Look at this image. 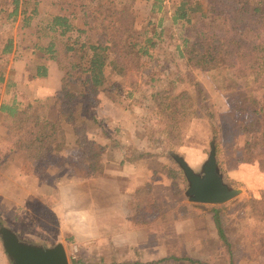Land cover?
Returning a JSON list of instances; mask_svg holds the SVG:
<instances>
[{"label":"trees","instance_id":"trees-1","mask_svg":"<svg viewBox=\"0 0 264 264\" xmlns=\"http://www.w3.org/2000/svg\"><path fill=\"white\" fill-rule=\"evenodd\" d=\"M73 1V2H72ZM0 0V25L3 22H14L19 19L22 28L30 27L31 22L39 14L43 2L50 6L61 5L59 12L47 16L46 23L35 26L36 41L32 45V54L39 61H55L62 54L74 55L77 62L72 63L60 81V91L55 98L56 119L50 121L43 115H35L37 111L31 103L18 107L15 103L8 105L0 102V112L9 117L7 143L11 149L0 156V165L11 151L31 150L36 152L38 160L48 161L57 150H62L66 139L65 128H70L76 137L75 143L81 151V173L83 177L92 179L99 177L102 158L106 145L95 144L86 139V120L82 117V105L79 100L85 87L89 97L93 98L108 81L106 72L118 77L132 76L131 72L140 68L141 62L152 60L151 50L162 42L163 30L153 26L151 32L141 34L135 31V4L139 0ZM79 2L66 10L69 3ZM150 4V12L160 13L170 4L173 23L183 21L190 23L193 17L210 21L208 28L199 29L193 41L183 39L182 47H177L179 56L185 60L186 68L201 72L227 71L238 78L252 77L256 82L264 74V0H140ZM136 2V3H135ZM30 7V8H29ZM80 15L83 27L77 28L71 18ZM161 23H158L160 25ZM49 36L46 43L41 41ZM139 38V40H137ZM16 44L9 38L2 43L0 49V83L4 80L5 69ZM64 50V51H63ZM16 52V51H15ZM63 55V56H64ZM42 63V62H41ZM38 77L46 75L44 65H36ZM75 76H78L75 78ZM83 79H81V78ZM262 79V78H261ZM155 79H150L152 84ZM137 81L132 79L130 90ZM75 85V91L72 85ZM196 91L194 98L186 91L159 90L151 99V117L157 129L150 128L149 138L162 136L169 146H180L188 132V124L193 118L206 119L210 123L215 147L218 133L214 114L206 103L202 87L193 83ZM79 89V91H77ZM82 89V91H81ZM130 91V96L133 91ZM43 105L40 106V108ZM42 109V108H41ZM246 113V107L238 108ZM254 112V111H253ZM247 117L242 132L256 135L246 145L260 146L264 153V130L260 128L256 113ZM92 126L97 119L91 118ZM41 124V125H40ZM89 124V126H91ZM39 130L36 134L35 130ZM58 134V135H57ZM110 137V135H108ZM41 147H39L38 145ZM37 146V147H36ZM124 160L133 162L140 158L134 147H124ZM129 154H127V151ZM134 152V153H133ZM136 157L133 156V154ZM167 155L174 159L178 156L167 149ZM153 156L149 154L147 158ZM219 168V167H218ZM220 174L221 170L219 169ZM223 177V175H222ZM223 181L226 180L223 178ZM176 184L172 181V188ZM173 191V189H172ZM155 215L135 214L133 220L151 224L157 219L166 221L170 214L176 219L188 215L185 205L174 209H159L152 203ZM210 213L216 228L218 241L224 257L229 264H264V190L259 196L227 204L211 205ZM245 242L251 251L244 252ZM193 263V261H186ZM71 264H117L102 260L90 262L83 259H72ZM195 264V262H194ZM203 264V263H199Z\"/></svg>","mask_w":264,"mask_h":264},{"label":"rangeland","instance_id":"rangeland-1","mask_svg":"<svg viewBox=\"0 0 264 264\" xmlns=\"http://www.w3.org/2000/svg\"><path fill=\"white\" fill-rule=\"evenodd\" d=\"M108 1L109 0H101L103 3ZM84 2L87 3L90 2V0H84ZM78 4L79 2L76 1L75 3H69V5H71L70 7H67L65 4V7L63 8H66V10H73L72 6ZM61 5L51 7L49 2H43L39 7L38 16L31 22L30 27L22 28V23L19 19L14 22H3L0 25V49L5 40L11 38L14 41L16 44V57H13V61H19V66L16 68L18 71L27 70L34 73L35 66L38 63H43V61L38 60L37 56L32 54V45L36 41L34 29L38 24H45L48 15L57 14ZM166 5L167 8L165 11L152 14L150 12V4L146 1L139 0L135 4L136 33L141 34L148 32L149 34L153 26H156L157 29L163 30L162 42L158 44L155 49L151 50L152 60L141 62L140 68L131 72V77L126 75L121 78L108 70L106 72L108 81L99 89L93 98H91V96L89 97L90 94L89 92L87 94V89L82 87L84 88L83 91L81 89L82 93L87 95L79 97V100L81 101L80 103L83 106L81 118L83 117L86 120V139L95 144L108 145L109 148L112 147L114 149V152L118 147H115L112 142L118 144L121 143L122 145L125 143L124 146L118 149L120 154L126 152V148L124 149L125 146L134 147V152L141 155L140 158H138L140 163L147 164L152 171L155 169L162 170L164 175L169 178L171 181V189H173L172 194L175 197H178L179 201H182L179 205H185L186 208L188 205H191L196 209H211V206H199L198 203H192L188 200L185 196L188 183L183 171L176 161L167 155V149L171 148L174 153L182 158L195 173L200 174L201 167L210 153L211 141L213 139L210 123L206 119L200 120L193 118L187 126V135L180 146L170 147L166 139L157 134L149 138L150 128L157 129V125L153 123V120L149 119L151 117L150 105L153 96L152 94L162 89L174 90L177 93L186 91L194 98L195 102L196 91L192 82H196L202 87L206 97V103L214 114L218 133L217 143L214 147L215 156L223 178L226 180L223 182L229 187L241 191L238 196L225 203L227 204V207H230L235 202L250 198L253 196V193L256 192L254 189H248L247 187L249 184L244 182L255 180L257 177L264 174V153L261 152L260 146L251 147L250 145H246L247 141H252L255 139L256 135L242 132V126L244 125L245 119L247 117H253L254 112L259 119L260 128L264 130V74H262V79L260 78L254 82L252 77L238 78L231 72L223 70L205 73L199 70L186 68L185 60L179 56L177 47H182L183 39L193 41L198 30L208 28L211 23L208 20L200 19L198 15L193 17L190 23H185L183 21L173 23L171 20L170 4ZM158 23L161 24L158 25ZM74 25L77 27H83V20L81 17H79V19L77 18ZM49 39V36H45L41 41L46 43ZM137 40H139V38H137ZM63 55L64 54L55 60L62 78L65 71L69 69V66L72 63L77 62L74 55ZM12 56V54L8 56V64L10 63ZM8 64L5 69V74L7 72ZM13 71L16 70L14 69ZM25 76H28L26 72ZM77 77L78 76H75V78ZM151 78L155 79L152 84L149 82ZM8 79L11 80V78ZM132 79L137 81V83L133 90L131 89L133 92L129 96L128 93L131 91L130 82H132ZM1 88L2 86L0 84V89ZM72 88L75 91L76 88L74 84L72 85ZM77 91H79V89ZM18 92L22 100V105L33 103V105L36 106L35 108L37 111L33 114L39 116L43 115L47 118L50 111L53 113L56 111L55 98L58 94L50 101L44 103L37 102L34 104L33 97L30 95L32 94V91L27 89L24 79L18 84ZM41 105H43V107H41L42 109L40 108ZM240 107H246L247 112H240L238 110ZM92 117L96 118L98 121L95 126H92L93 124H91ZM6 124L8 128L9 121ZM89 124H91V126H89ZM7 128L4 133H0V135H3L6 143L8 139ZM65 129L68 130L64 135L66 141L69 142L71 137L73 142H75L76 137L72 134L71 129L68 127ZM35 132L36 134H39L38 129H36ZM108 135H110V137ZM77 148L79 150L78 146ZM10 149L11 144L7 143L6 147L2 148L0 151V156L3 155V153L10 151ZM59 151L60 150H57V152ZM131 151L128 150L127 154H129V152L131 153ZM34 153L36 152L32 151V155H34ZM149 154H152L153 156L147 158L146 156ZM72 155L76 157L75 152H73ZM135 155L138 156V154H133L134 157H136ZM53 158L42 162L39 160L37 164L33 162L28 163L31 167L30 170L33 173L41 175L45 171V168L50 167L51 165L53 166L52 162L60 167L64 165L63 163H57L59 162L58 157L55 159ZM81 159L82 158L80 157L78 161H72L65 165V168H67L68 173L72 177H83L80 168L82 163ZM29 160L32 161L33 159L30 157L28 161ZM104 165L105 163L102 158V166L99 176L105 168ZM2 166L3 165L0 166V177H2V172L6 168L5 165ZM156 172L157 171L153 173L154 177L156 176ZM31 175L33 174L31 173ZM228 175L232 178H228ZM173 180L176 184L175 188H172ZM34 182L36 183L37 181L34 179H28L26 185L32 187ZM13 184H15V187ZM12 186L14 187L12 190L17 189L15 181L12 185L9 184L7 187L10 189ZM148 189V187H145L138 191V193L135 194L136 196L134 197L135 201L133 204L137 214H148L153 217L155 215V210L152 207L154 201L150 196V191ZM12 190L10 189V193H12L13 196H16V192H11ZM169 217L170 219L173 218L170 214ZM11 222V219L7 221L2 219L0 215V225H11ZM14 228L16 227L14 226ZM20 241L22 240L20 239ZM242 250L247 253L248 251H251L247 242L243 245ZM0 251H2V253L4 252L1 246V241ZM67 256L70 263L72 257L69 255ZM92 258L96 259V257ZM75 259L78 258L75 257ZM97 261L98 260H92L90 262ZM221 262H226L224 256L222 259H218V262L217 260H214L213 264H220ZM0 264H2L1 261Z\"/></svg>","mask_w":264,"mask_h":264},{"label":"crops","instance_id":"crops-1","mask_svg":"<svg viewBox=\"0 0 264 264\" xmlns=\"http://www.w3.org/2000/svg\"><path fill=\"white\" fill-rule=\"evenodd\" d=\"M76 15L71 18L72 25L80 17ZM15 51L4 80L0 83V102L23 106L18 92V84L22 79L27 89L32 91L30 95L34 104L50 101L60 90L62 76L57 62L43 60L40 65L46 68V75L38 77L35 72L16 69L19 61H13ZM25 72L28 76H25ZM0 118V133H4L10 119L1 112ZM46 119L55 120L56 111H50ZM0 136L1 151L7 143L3 135ZM112 143L118 148L114 152L112 147L106 145L107 150L103 156L105 168L99 177L92 179L72 177L65 168L67 163L76 162L81 157L71 137L63 150L56 151L53 158L58 157L57 163H63L64 167L52 162L53 166L45 168L41 175L33 173L28 164L39 162L35 153L32 155L33 149L11 152L1 164L5 165L6 171L3 170L0 177V215L2 219L12 220L11 225L3 224L4 227L13 230L19 239L29 244L42 247L62 244L72 259L76 257L86 261L102 260L117 264H190L186 262L189 260L193 261L191 264H213L214 260L218 262V259H222L224 255L211 209H196L188 205L189 214H178L176 219H170L168 215L166 221L162 222L160 218L151 224L133 220L136 213L133 204L135 194L145 187L149 188L150 196L159 209L177 208L182 201L172 194L171 181L162 170L152 171L147 164L138 160H124V154H120L118 149L125 143ZM73 152L76 157L72 155ZM30 157L32 161H28ZM228 178L232 177L228 175ZM28 179L37 182L28 187ZM14 181L17 189L12 190L15 184L10 189L16 192V196L7 187ZM244 183L249 184L248 189L256 191L253 196L257 197L259 191L264 190V174ZM0 261L2 264H11L2 251ZM220 264L229 263L226 261Z\"/></svg>","mask_w":264,"mask_h":264},{"label":"water","instance_id":"water-1","mask_svg":"<svg viewBox=\"0 0 264 264\" xmlns=\"http://www.w3.org/2000/svg\"><path fill=\"white\" fill-rule=\"evenodd\" d=\"M174 160L188 182L185 196L192 203L222 205L234 199L241 192L223 182L212 144L200 174L195 173L182 158L175 156ZM0 241L11 264H70L62 244L42 247L22 242L15 232L2 225H0Z\"/></svg>","mask_w":264,"mask_h":264},{"label":"flooded vegetation","instance_id":"flooded-vegetation-1","mask_svg":"<svg viewBox=\"0 0 264 264\" xmlns=\"http://www.w3.org/2000/svg\"><path fill=\"white\" fill-rule=\"evenodd\" d=\"M188 183V182H187Z\"/></svg>","mask_w":264,"mask_h":264}]
</instances>
